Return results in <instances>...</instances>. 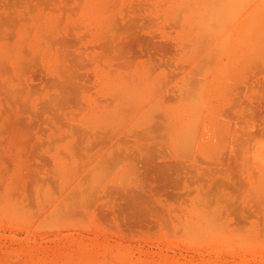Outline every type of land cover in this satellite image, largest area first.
Returning a JSON list of instances; mask_svg holds the SVG:
<instances>
[{
  "label": "rangeland",
  "instance_id": "1",
  "mask_svg": "<svg viewBox=\"0 0 264 264\" xmlns=\"http://www.w3.org/2000/svg\"><path fill=\"white\" fill-rule=\"evenodd\" d=\"M0 264H264V0H0Z\"/></svg>",
  "mask_w": 264,
  "mask_h": 264
}]
</instances>
